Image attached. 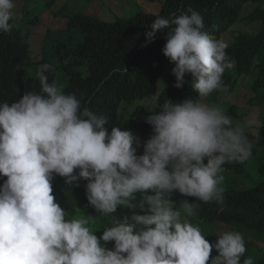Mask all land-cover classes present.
Instances as JSON below:
<instances>
[{
    "label": "clouds",
    "instance_id": "9594fccd",
    "mask_svg": "<svg viewBox=\"0 0 264 264\" xmlns=\"http://www.w3.org/2000/svg\"><path fill=\"white\" fill-rule=\"evenodd\" d=\"M161 1L88 0L86 10L0 0V264H241L244 236L200 216L224 208L225 168L236 172L233 188L264 189L258 171L254 185L242 176L261 125L259 112L258 126L244 116L257 107L248 96L250 107L219 99L241 79L248 90L257 70L238 73L232 36L209 31L191 6L157 16L144 34L138 10L154 13ZM119 19L128 21L120 36L111 28ZM158 36L175 92L163 93L167 61L154 85L138 88ZM77 60L92 89L66 75Z\"/></svg>",
    "mask_w": 264,
    "mask_h": 264
},
{
    "label": "trees",
    "instance_id": "16d2710c",
    "mask_svg": "<svg viewBox=\"0 0 264 264\" xmlns=\"http://www.w3.org/2000/svg\"><path fill=\"white\" fill-rule=\"evenodd\" d=\"M96 4L97 2L95 1L93 7ZM189 6L203 16L204 27H207L209 31H213V29L217 32L231 30L233 40L226 51L230 59L235 63V70L238 73L250 71L251 68L257 70V73L253 75L247 85L250 95L246 98V101L259 109L261 125L257 136L249 135V139L254 141L256 149H252V154L249 158L252 161H246L242 165V176L244 179H251L254 174L255 177L259 174L258 177L262 179L264 170L258 167L255 169L254 167L257 164L264 165V0H162L160 2L161 9L155 10L154 13L138 10L137 13L141 17H136V22L141 21V18L143 19L145 34L151 30L150 25L157 16L164 18L178 16ZM245 6H250L251 10L245 17L238 19L239 12ZM241 22L245 23L254 32L244 30L234 32L231 27ZM78 23L82 24V22ZM127 24V20L119 19L111 25V28L120 36L122 32H125L124 29ZM142 29L138 30L135 27L136 32L132 33V35L140 36ZM57 32L61 35L66 34L65 29H60ZM50 40L58 42L55 37H51ZM164 44L165 39L161 36L155 37L149 43L151 49L148 51V58L152 68L148 69L146 64L140 66L139 72L135 77L138 82H142L138 85L139 89L142 88V84L147 80V84L154 85L162 68H165L164 62H169L162 53ZM81 65L82 62L79 60L68 64L66 75L72 74L75 82L92 89L89 83L91 81L88 82L86 78H77L79 74L76 69ZM169 65L163 93L177 90L173 86L175 77L171 72L174 65L172 63ZM189 79L190 76L185 77V80ZM226 82L229 83L231 89L235 86V81L227 80ZM187 88H191L187 83L181 87L182 90ZM237 108L236 105H227L226 113L230 116L236 115ZM235 173V171H229L227 168L222 173L230 181V184L229 181L226 184L228 195L224 202V208L218 211V208L210 206L211 211L208 213L211 216H200V218L212 227L217 223H228L234 226V231H239L244 236L246 252L241 258V264L243 259L246 258H251L254 264H264V215L262 216V214L258 213L260 209H264V189L251 193L250 190L233 188V183L236 185L234 182L237 177ZM60 194H66V190L62 189ZM199 222L202 224L201 221Z\"/></svg>",
    "mask_w": 264,
    "mask_h": 264
},
{
    "label": "rangeland",
    "instance_id": "374dc122",
    "mask_svg": "<svg viewBox=\"0 0 264 264\" xmlns=\"http://www.w3.org/2000/svg\"><path fill=\"white\" fill-rule=\"evenodd\" d=\"M77 1H78V3H77ZM87 1L88 0H71V2H74V3L76 2L77 3L76 5L79 6L80 8H84L86 10H87V4H86ZM104 1H107L108 5L113 7L115 5L118 6L119 3H123V1H125V0H104ZM21 2H22V0H14L15 5H17L18 7L20 5H22ZM131 3L132 2H124L125 5L126 4L130 5ZM71 4H73V3H71ZM246 5H249V4H246ZM151 7L152 8L156 7L155 3L151 4ZM144 8L145 9H149V6H145ZM135 9H137L136 6L134 8H131L130 10L126 11V14L127 15L133 14ZM53 10L55 11V9H53ZM114 10H116V9L114 8ZM250 10H251L250 6H245L244 8H242L241 11L239 12V16H238L239 18L238 19H241L242 17H245L249 13ZM53 14L54 13H52V15ZM108 16H109V14L107 13L105 15H102L101 18H108ZM51 17H52L51 15H48V19L51 18ZM50 25H53V23L51 22ZM231 28H232V30L234 32H237L238 30L239 31L244 30V31L254 32V31H252V29L250 27H248L245 23H242V22L241 23H236ZM231 36H232V32L229 29L226 32H224L223 39H225L227 41V40L230 39ZM243 84H244V80L241 79L239 84L236 87L237 90H236L235 93H230V92H226L225 93V92H223V93L220 94L219 99L223 100V101H230L232 103H235L236 105H240V106L242 105V106H245V107H250V105H248L244 101L245 98L250 95V93H249L248 90H246L244 88ZM258 112H259V110L257 108L251 107L249 114L245 115L244 117H245V119H248L249 117H255V119L257 121L256 116H257ZM258 120H259V118H258ZM258 125H259V122L257 121L256 122V126H258ZM258 179L259 178L257 177V175L255 177V174H254V176L249 181H247V184L248 185H254V184L257 183ZM222 226L225 227V229H226V225L225 224L222 225ZM215 232H216V235H218V232H219V234H221L222 232H225V231L221 230V228H220V229H216Z\"/></svg>",
    "mask_w": 264,
    "mask_h": 264
}]
</instances>
